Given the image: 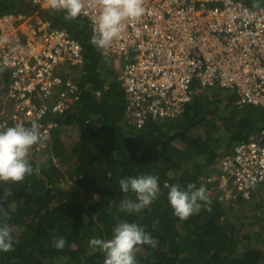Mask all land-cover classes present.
Segmentation results:
<instances>
[{
	"label": "trees",
	"instance_id": "obj_1",
	"mask_svg": "<svg viewBox=\"0 0 264 264\" xmlns=\"http://www.w3.org/2000/svg\"><path fill=\"white\" fill-rule=\"evenodd\" d=\"M20 1L0 0V15L20 11ZM44 17L81 42L85 65L75 79L83 92L58 118L51 143L31 148L33 172L19 182L0 181V208L13 235L12 249L0 251V264H104V254L89 241L111 239L122 221L143 226L155 240L137 247L136 264H264V189L250 200L227 201L200 181L220 171L235 145L257 137L264 109H239L230 91L223 130L205 107L207 89L195 84L181 117L135 128L128 123L124 87L103 75V57L85 21L68 19L64 11ZM140 174L159 178L156 198L139 212L121 211L120 201L135 199V193L121 192L119 180ZM177 183L207 189L208 201L187 219L175 216L167 199L166 185ZM56 238L65 240L62 249L54 246Z\"/></svg>",
	"mask_w": 264,
	"mask_h": 264
},
{
	"label": "built area",
	"instance_id": "obj_2",
	"mask_svg": "<svg viewBox=\"0 0 264 264\" xmlns=\"http://www.w3.org/2000/svg\"><path fill=\"white\" fill-rule=\"evenodd\" d=\"M34 10L0 15V128L37 122L44 150L52 133L80 101L82 87L69 75L85 65L84 48L66 26L44 17L50 0H21ZM78 16L91 34L99 0H83ZM144 14L125 19L106 49V59L124 61L128 123L181 117L193 101L194 85L229 90L236 106L264 109V0H142ZM65 12V11H64ZM7 60V63H5ZM60 70H64L61 72ZM68 75H65V73ZM221 200H250L264 186V128L227 153L217 174H205Z\"/></svg>",
	"mask_w": 264,
	"mask_h": 264
},
{
	"label": "clouds",
	"instance_id": "obj_3",
	"mask_svg": "<svg viewBox=\"0 0 264 264\" xmlns=\"http://www.w3.org/2000/svg\"><path fill=\"white\" fill-rule=\"evenodd\" d=\"M100 13L96 19L91 43L98 48L106 49L118 38L125 19L141 17L145 8L142 0H99ZM53 9L65 11L68 19L77 18L84 9L83 0H50ZM7 63V60H5ZM43 138L37 122L31 126L17 123L0 128V181H22L33 172L28 154L30 149ZM159 178L152 174L128 176L119 180L123 193H135V199L126 198L120 201L121 211L133 213L149 206L159 192ZM167 199L173 213L180 219H187L198 212L202 203L208 201L207 189L194 183L186 186L179 183L166 185ZM8 213L0 208V251L7 252L13 247L12 227L7 223ZM155 245L151 234L135 222L122 221L113 229L111 239L93 237L89 245L104 254V264H136L135 252L140 245ZM63 238H56L54 246L62 249Z\"/></svg>",
	"mask_w": 264,
	"mask_h": 264
},
{
	"label": "rangeland",
	"instance_id": "obj_4",
	"mask_svg": "<svg viewBox=\"0 0 264 264\" xmlns=\"http://www.w3.org/2000/svg\"><path fill=\"white\" fill-rule=\"evenodd\" d=\"M123 63H124L123 60H120V59L103 58L102 60L103 75L109 78V80L111 81L114 80L115 78H117L118 81H120V77L123 71V67H122ZM82 69H83V66L77 67L76 69L68 68L69 70L68 72H69V75L75 79V77L79 75V72H81ZM60 71L63 72L64 70H60ZM64 73L65 75H68V73L66 72ZM216 90L217 92H219L217 95H214V93L211 91H207V90L204 91L203 93V96L205 98L204 104H205V107L209 110L210 119H213L214 124L217 125L219 128L226 130L225 129L226 119H227V115L230 114V107H228V104H229L228 98L231 92L229 90H223V89L222 90L216 89ZM214 115H216L218 118L217 119L214 118ZM30 150L32 151V149ZM65 189H68V188L65 187ZM263 189H264V186H260L259 188H256L253 191L251 198L257 197Z\"/></svg>",
	"mask_w": 264,
	"mask_h": 264
},
{
	"label": "water",
	"instance_id": "obj_5",
	"mask_svg": "<svg viewBox=\"0 0 264 264\" xmlns=\"http://www.w3.org/2000/svg\"><path fill=\"white\" fill-rule=\"evenodd\" d=\"M18 9L23 11V12H29L34 10V8L31 6L30 3L24 2V1H20L19 5H18Z\"/></svg>",
	"mask_w": 264,
	"mask_h": 264
}]
</instances>
